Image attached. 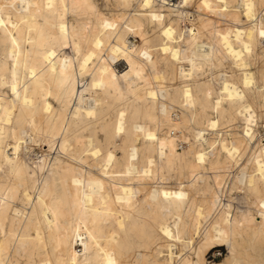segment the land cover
Here are the masks:
<instances>
[{"label": "bare ground", "instance_id": "bare-ground-1", "mask_svg": "<svg viewBox=\"0 0 264 264\" xmlns=\"http://www.w3.org/2000/svg\"><path fill=\"white\" fill-rule=\"evenodd\" d=\"M98 1L0 0V264H264V0Z\"/></svg>", "mask_w": 264, "mask_h": 264}, {"label": "rangeland", "instance_id": "rangeland-1", "mask_svg": "<svg viewBox=\"0 0 264 264\" xmlns=\"http://www.w3.org/2000/svg\"><path fill=\"white\" fill-rule=\"evenodd\" d=\"M114 0H109V2L107 0H99L98 4L99 7L102 9L103 12L107 13L108 15H110L112 18L117 19L118 15L120 14L121 11H127L125 8H115L113 7V3ZM132 9L135 8L136 3L135 1H133L132 3ZM195 17L197 18V16L195 15ZM157 30V29H156ZM153 36H155L154 32L150 29L149 30V37L153 38ZM67 52H69V50H66ZM146 71L148 72V68H146ZM115 109V106H112L111 108V113L113 112L112 110ZM175 113H179V109L178 108H173L171 109V114L172 117H174ZM182 131L185 132V130L182 128ZM177 134V132H175ZM178 135V134H177ZM97 136L100 140L103 141L104 139V134L102 131H97ZM116 144H118V142L116 141ZM179 148V147H178ZM110 150H112V148H110ZM179 151H181V149H178ZM51 155L53 156V152L51 153ZM118 156L120 155V153L117 154ZM184 175V171L182 170H177V171H170L169 176L172 177H176L177 179H174L171 181V185L172 186H177V183L179 182V177L181 178V180H183L184 183L187 182V179ZM242 191V190H241ZM238 192H232V199H231V204L235 207H243L244 206V201L245 199H247V196H245L244 192L242 191ZM227 247L226 246H218L213 248L207 255H206V259L208 261H220L221 259H223L226 255H227Z\"/></svg>", "mask_w": 264, "mask_h": 264}]
</instances>
